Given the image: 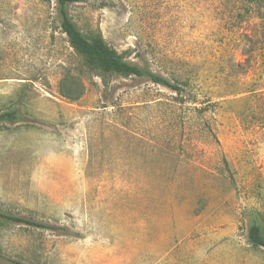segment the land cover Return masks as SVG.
<instances>
[{"label":"rangeland","instance_id":"rangeland-1","mask_svg":"<svg viewBox=\"0 0 264 264\" xmlns=\"http://www.w3.org/2000/svg\"><path fill=\"white\" fill-rule=\"evenodd\" d=\"M68 12L187 98L86 65L55 0H0V112L20 115L0 123V210L58 227L0 219V264H264L246 236L264 230V1Z\"/></svg>","mask_w":264,"mask_h":264},{"label":"trees","instance_id":"trees-1","mask_svg":"<svg viewBox=\"0 0 264 264\" xmlns=\"http://www.w3.org/2000/svg\"><path fill=\"white\" fill-rule=\"evenodd\" d=\"M49 1V0H42ZM80 0H55L56 18L59 28L66 35L67 42L70 47L83 59V62L104 72H109L117 76L128 77L136 76L144 78L152 83L160 85L180 96L182 100L187 98V87L189 82L173 81L165 76L151 71L148 67L141 66L137 63L124 59L115 49L109 47L100 36H86L76 26L71 19L68 7L70 4L79 2ZM259 2L260 0H251ZM264 1V0H261ZM61 94L70 99L75 100L82 93L80 90L73 89L68 85H60ZM192 97L193 102L196 99ZM20 120V115L15 109H8L0 112L1 122H16ZM0 219L14 223L26 224L30 226L56 229L49 224L35 221L28 217L10 214L0 210ZM247 241L254 247L264 248V230L256 221H250L247 227Z\"/></svg>","mask_w":264,"mask_h":264}]
</instances>
